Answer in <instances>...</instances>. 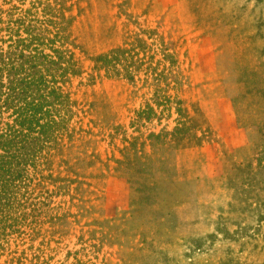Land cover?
<instances>
[{
	"label": "rangeland",
	"instance_id": "374dc122",
	"mask_svg": "<svg viewBox=\"0 0 264 264\" xmlns=\"http://www.w3.org/2000/svg\"><path fill=\"white\" fill-rule=\"evenodd\" d=\"M71 3L76 134L0 264H264V0ZM121 45L133 77L93 79Z\"/></svg>",
	"mask_w": 264,
	"mask_h": 264
},
{
	"label": "trees",
	"instance_id": "16d2710c",
	"mask_svg": "<svg viewBox=\"0 0 264 264\" xmlns=\"http://www.w3.org/2000/svg\"><path fill=\"white\" fill-rule=\"evenodd\" d=\"M68 1L36 0L32 7L0 9V227L4 229L15 226L8 219L35 210L36 186L53 179L54 161L65 154L76 134L70 127L75 101L67 86L84 65L76 53L82 47L73 33L74 3ZM133 51L134 47L121 45L92 57V78L102 70L132 78L133 68L143 64Z\"/></svg>",
	"mask_w": 264,
	"mask_h": 264
},
{
	"label": "crops",
	"instance_id": "0c3cea01",
	"mask_svg": "<svg viewBox=\"0 0 264 264\" xmlns=\"http://www.w3.org/2000/svg\"><path fill=\"white\" fill-rule=\"evenodd\" d=\"M261 30L264 32V23L261 25Z\"/></svg>",
	"mask_w": 264,
	"mask_h": 264
}]
</instances>
